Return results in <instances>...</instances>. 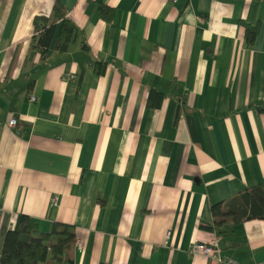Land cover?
Returning <instances> with one entry per match:
<instances>
[{"label": "crops", "instance_id": "obj_1", "mask_svg": "<svg viewBox=\"0 0 264 264\" xmlns=\"http://www.w3.org/2000/svg\"><path fill=\"white\" fill-rule=\"evenodd\" d=\"M59 1L63 50L54 0H0V250L26 213L73 225L74 264H212L214 236L264 264V219L211 211L264 180V0Z\"/></svg>", "mask_w": 264, "mask_h": 264}, {"label": "trees", "instance_id": "obj_2", "mask_svg": "<svg viewBox=\"0 0 264 264\" xmlns=\"http://www.w3.org/2000/svg\"><path fill=\"white\" fill-rule=\"evenodd\" d=\"M52 13L61 19L57 46L65 49L67 41L76 25L66 16V9L59 0H54ZM102 18L111 20L113 9L106 4L99 5ZM35 46L45 53L52 38L55 23L46 15H35ZM247 44H252L256 35V26L243 23ZM260 108V107H258ZM261 109V108H260ZM226 206V209L224 207ZM214 225H220L225 218L238 223L244 219H264V180L246 187L225 202L211 206ZM207 228H211L207 226ZM76 232L73 225L55 221L50 230L44 231L38 221L26 213H18L13 227L5 232L0 250V264H74L73 247ZM221 245V244H220ZM99 264H110L100 262Z\"/></svg>", "mask_w": 264, "mask_h": 264}, {"label": "built area", "instance_id": "obj_3", "mask_svg": "<svg viewBox=\"0 0 264 264\" xmlns=\"http://www.w3.org/2000/svg\"><path fill=\"white\" fill-rule=\"evenodd\" d=\"M29 99L32 101L35 99L33 93L30 94ZM16 123L17 119L14 117H11L7 122L9 126H15ZM55 200L56 197H53L52 201L55 202ZM76 243L79 245L80 240H76ZM189 250L192 254L202 255L212 264H243L241 261L235 259L234 257L225 254L221 249L219 239L215 236L207 241H195L190 246Z\"/></svg>", "mask_w": 264, "mask_h": 264}]
</instances>
